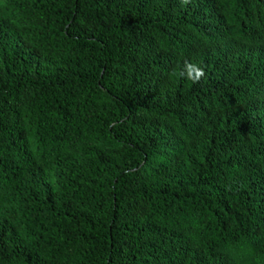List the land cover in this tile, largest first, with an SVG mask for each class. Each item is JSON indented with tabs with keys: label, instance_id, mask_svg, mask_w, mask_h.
I'll use <instances>...</instances> for the list:
<instances>
[{
	"label": "trees",
	"instance_id": "1",
	"mask_svg": "<svg viewBox=\"0 0 264 264\" xmlns=\"http://www.w3.org/2000/svg\"><path fill=\"white\" fill-rule=\"evenodd\" d=\"M0 264H264V0H0Z\"/></svg>",
	"mask_w": 264,
	"mask_h": 264
},
{
	"label": "clouds",
	"instance_id": "2",
	"mask_svg": "<svg viewBox=\"0 0 264 264\" xmlns=\"http://www.w3.org/2000/svg\"><path fill=\"white\" fill-rule=\"evenodd\" d=\"M187 3V0H184ZM171 76H178L180 78H186L191 80L192 83H198L205 75L203 68L196 63L187 62L184 65V70L179 72H172Z\"/></svg>",
	"mask_w": 264,
	"mask_h": 264
}]
</instances>
